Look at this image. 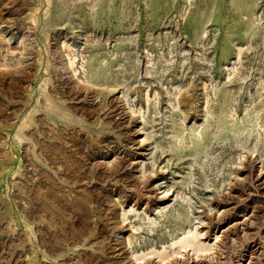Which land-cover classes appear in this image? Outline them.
<instances>
[{
    "label": "rangeland",
    "instance_id": "1",
    "mask_svg": "<svg viewBox=\"0 0 264 264\" xmlns=\"http://www.w3.org/2000/svg\"><path fill=\"white\" fill-rule=\"evenodd\" d=\"M0 264H264V0H0Z\"/></svg>",
    "mask_w": 264,
    "mask_h": 264
},
{
    "label": "bare ground",
    "instance_id": "2",
    "mask_svg": "<svg viewBox=\"0 0 264 264\" xmlns=\"http://www.w3.org/2000/svg\"><path fill=\"white\" fill-rule=\"evenodd\" d=\"M243 221V220H242ZM242 221H236V222H234L233 223V221H232V223L233 224H230V225H234V226H236V225H238V224H241V222ZM245 222V221H244ZM242 224H243V222H242ZM242 226V225H241ZM231 227V226H230ZM231 228H233V226L231 227ZM244 228V227H243ZM227 229V228H226ZM224 231V230H223ZM228 231V230H227ZM226 232V231H225ZM227 233V232H226ZM253 256H255V255H253ZM252 257V256H251ZM255 259V258H254ZM257 259V258H256ZM250 260V259H249ZM249 260H247L248 262H251V261H249Z\"/></svg>",
    "mask_w": 264,
    "mask_h": 264
}]
</instances>
